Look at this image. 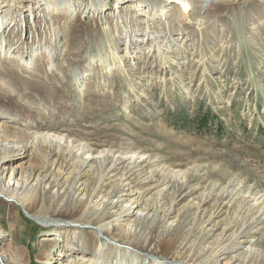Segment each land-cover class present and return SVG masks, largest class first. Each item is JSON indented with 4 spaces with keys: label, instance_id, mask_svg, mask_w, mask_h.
<instances>
[{
    "label": "rangeland",
    "instance_id": "1",
    "mask_svg": "<svg viewBox=\"0 0 264 264\" xmlns=\"http://www.w3.org/2000/svg\"><path fill=\"white\" fill-rule=\"evenodd\" d=\"M38 2L0 0V146L15 145L0 162L1 186L21 197L40 163L16 146L59 134L75 140L60 148L72 153L59 158L71 164L69 188L78 172L85 184L101 175L105 153L79 146H108L106 189L124 175L120 190L139 191L156 219L110 218L103 237L86 216L29 211L0 194V254L11 260L0 264H264V0H154L151 16L131 0H109L102 14L80 0L67 19L60 8L32 10ZM12 168L24 174L8 180ZM150 229L181 232L196 258L160 237L128 246Z\"/></svg>",
    "mask_w": 264,
    "mask_h": 264
},
{
    "label": "bare ground",
    "instance_id": "2",
    "mask_svg": "<svg viewBox=\"0 0 264 264\" xmlns=\"http://www.w3.org/2000/svg\"><path fill=\"white\" fill-rule=\"evenodd\" d=\"M40 1H41L40 3L38 2L39 5H34L32 10L39 9V6L41 5L40 9L45 13L47 12L50 14V13H58L60 8V16H62V18L64 19H67L72 16V13L75 12L76 10L75 5L76 3L78 4L80 0H40ZM85 1L87 2V4H92L93 6L97 7L100 14H102V12L104 11V9L106 8L109 2V0H85ZM121 1L122 0H114L115 7H118L119 5L118 3ZM131 1L132 3L135 2L137 3V5L139 4L140 6H142L143 8L142 10L144 11L145 15L147 14L151 16L153 11L152 8L153 6H150V4L153 5L154 0H150V1L131 0ZM180 2L183 8H186L188 6L187 0H180ZM164 7L165 4L162 7H159L160 9H157L155 11L158 12L157 14L160 17L163 15ZM40 9L39 11H41ZM2 41H4V38L0 37V49H2ZM45 51L48 61H51L52 55L55 53L54 48L49 47ZM22 88L29 90L31 86L30 84H24L23 86H21L20 89ZM23 95L26 96V94ZM13 133L14 136H17L18 134L16 130L13 131ZM66 139L67 138L65 136L59 134L58 135L42 134L38 136L35 133H33V137L30 142L26 141L21 145H17L15 149L16 151H20L21 153H25L28 155H34V157H37L40 163V167L35 171H31L29 173L26 172L25 174L20 171H15L13 168L9 171V174L7 176L8 180H11L12 176H14L16 172H18L20 175L24 174V176L26 177L25 182L28 179L32 181V183L24 182L23 184L20 185L19 189H21V194H20L21 197L19 198L14 197V191L10 189V186L8 185L1 186V182H2L1 180L2 177L6 175V170L4 168L0 169V194H2V196L8 200L14 198L21 200V203L24 204L25 208L29 211L37 210L39 212H42L44 209L50 212L52 216L64 215L69 212L77 213L84 218L86 216V219L89 220L92 224H94L92 226L94 227L96 232L98 234H101V236L103 237L109 234L108 224L110 218L114 217V219L118 220L121 216H131L133 217V219H131V226L133 225L135 226L139 223L147 224L148 220L146 217L149 216L150 212H152L150 216L151 219L152 220L156 219V213H155L156 207L153 208L154 206H151V204L147 203L146 200L143 201L144 204L143 206H141L142 204L139 201V197H140L139 191H134L133 189H129L128 193L134 192L136 194L134 197L129 198L126 197V194H124L120 190L119 185L122 184V178L124 177V175H121V177L116 180L113 187L106 189L105 184L107 183L105 181L106 179H108L109 174L115 168L114 166L115 162L108 161V152L111 151L109 148H107L108 146H106L105 149L104 148L98 149L96 148L97 144L89 143V142L83 143L82 145L79 146L78 149L84 150L89 154L105 153L102 156V158L99 160L101 175L100 177H98V175L95 176L94 178L92 177L91 181L85 184L84 182H80V180L88 175L78 172L74 175V179H73V181H76V184L74 185V187L69 188L67 186L66 176L69 174V172H67V169L68 166H70L71 164L67 163L66 166L59 161L60 160L59 158L61 156H65V155L72 156L71 152L64 153L60 151V148L62 147L61 142L63 140L65 142ZM66 143L73 146L75 140L69 139L66 141ZM10 145L8 146L7 144H2L0 146V162L1 160L5 159L7 154H9L10 149L12 150V148H14L15 146V145L10 146ZM102 146L103 145H101V147ZM130 158H134V156L130 155ZM66 160L68 161V159ZM136 160L137 159L133 160V162L128 163L129 169L127 170V173L131 168L136 166ZM87 163L88 162H86V160L83 161V164H87ZM97 171L99 172L98 169ZM175 174L178 175V172H176ZM181 178H184V175H182ZM162 193L163 192L161 189L156 190V197H157L156 200L159 202L160 200L158 199V196L161 195ZM122 201L125 202L124 205H120ZM91 203L93 205L90 207ZM135 208L137 209L135 210ZM112 211H115V213L118 211V213L114 214ZM88 212L90 213L89 216H87ZM93 213L94 215L92 217L91 214ZM195 215L194 217H197ZM2 233L3 230L0 225V235ZM183 235L181 236V232H179L178 234L172 233L171 235H168L167 237L164 238V237H160L159 231L155 229L153 230L150 229L147 232L146 237H144V239L141 240L140 237L135 238L133 235V237L127 242H128V246L130 245L133 246L132 249H134L135 247L137 249H141V248L143 249L146 246H148L147 243L150 244L151 242H155V240L158 241L163 240L162 241L163 246H165L169 251H174L175 253H178L176 255H180V257L182 258H187L186 260L193 261V259L196 257L194 254L193 255L190 253L187 254L188 247L190 246V244L189 241L185 239L187 237H184ZM159 237L161 238L160 240L158 239ZM137 238L140 240H136ZM189 251H191V249ZM3 260H6V262L11 261L7 259V254L1 252L0 262H2ZM13 264H20L19 260L16 257L13 258Z\"/></svg>",
    "mask_w": 264,
    "mask_h": 264
}]
</instances>
